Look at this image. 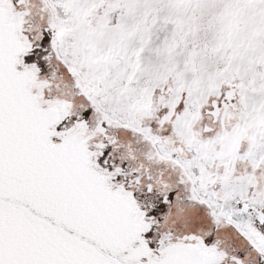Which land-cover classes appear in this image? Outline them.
<instances>
[{"label":"snow or ice","instance_id":"6c2138e0","mask_svg":"<svg viewBox=\"0 0 264 264\" xmlns=\"http://www.w3.org/2000/svg\"><path fill=\"white\" fill-rule=\"evenodd\" d=\"M0 264H264V0H0Z\"/></svg>","mask_w":264,"mask_h":264}]
</instances>
